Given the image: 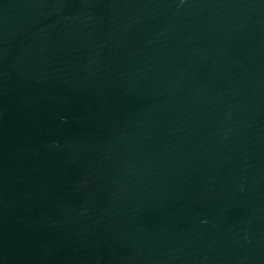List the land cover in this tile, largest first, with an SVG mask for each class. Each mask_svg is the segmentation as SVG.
Returning <instances> with one entry per match:
<instances>
[{
	"label": "water",
	"instance_id": "95a60500",
	"mask_svg": "<svg viewBox=\"0 0 264 264\" xmlns=\"http://www.w3.org/2000/svg\"><path fill=\"white\" fill-rule=\"evenodd\" d=\"M0 264H264V0H0Z\"/></svg>",
	"mask_w": 264,
	"mask_h": 264
}]
</instances>
